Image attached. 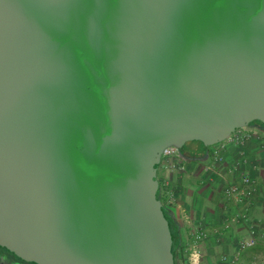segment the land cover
Segmentation results:
<instances>
[{
  "label": "water",
  "instance_id": "water-1",
  "mask_svg": "<svg viewBox=\"0 0 264 264\" xmlns=\"http://www.w3.org/2000/svg\"><path fill=\"white\" fill-rule=\"evenodd\" d=\"M264 125V0H0V249L175 264L163 150Z\"/></svg>",
  "mask_w": 264,
  "mask_h": 264
},
{
  "label": "crops",
  "instance_id": "crops-1",
  "mask_svg": "<svg viewBox=\"0 0 264 264\" xmlns=\"http://www.w3.org/2000/svg\"><path fill=\"white\" fill-rule=\"evenodd\" d=\"M240 131L250 133L252 137L241 145L228 142L222 163L215 161L213 147L202 145L196 147L198 151L203 150L195 156L181 150L185 158L182 162L184 171L158 172L160 180L170 182V194L175 203L171 205L165 193L162 203L180 224L183 245L190 244L192 239L191 228L183 220L184 214L191 216L195 229H202L207 234L202 264H227L223 261L224 256L238 257L236 264L264 262V129L249 125ZM240 171L250 175L258 187L256 196L243 204L225 194L229 184L239 182ZM184 180L192 183L198 192L200 198L196 204L190 203L192 192L184 187ZM244 212L249 215L247 223L232 221L234 214ZM250 227L256 231L258 243L255 248L242 251L238 249V243ZM179 257V264H186L183 255Z\"/></svg>",
  "mask_w": 264,
  "mask_h": 264
},
{
  "label": "built area",
  "instance_id": "built-area-1",
  "mask_svg": "<svg viewBox=\"0 0 264 264\" xmlns=\"http://www.w3.org/2000/svg\"><path fill=\"white\" fill-rule=\"evenodd\" d=\"M241 130V129H240ZM238 130L235 132L229 139L226 141L219 143L213 147L212 153L215 157V161L218 163L223 162V152L225 151L226 144L229 142H235L244 144V142L250 139L252 136L250 133L241 132ZM184 155L181 149L175 146L166 147L161 155L160 163L158 165V172L161 170L165 172L173 173V172H182L184 171V166L182 162L184 160ZM239 182H233L229 184L225 188V194L229 198L235 199L239 204H243L244 202L252 200L257 192L258 187L256 181L248 174L240 171L239 172ZM159 179V177H158ZM160 182V190L162 193H165L168 197V201L170 204L175 203V199L173 195L170 194V182L165 180L164 182L159 179ZM233 215V214H232ZM233 222L247 223L249 221L248 213H237L233 215ZM184 223L187 224L191 228V242L185 247L186 264H202L204 251L203 244L207 239V234L202 229H195L194 222L191 216L187 213L183 216ZM258 243L257 233L253 228L250 227L248 233L241 238L238 243V249L244 251L253 249L256 247ZM223 261L227 264H236L239 261L238 257L229 258L228 256L223 257ZM253 264H264V262L254 261Z\"/></svg>",
  "mask_w": 264,
  "mask_h": 264
},
{
  "label": "trees",
  "instance_id": "trees-1",
  "mask_svg": "<svg viewBox=\"0 0 264 264\" xmlns=\"http://www.w3.org/2000/svg\"><path fill=\"white\" fill-rule=\"evenodd\" d=\"M261 124V123H259ZM263 127L264 125L261 124ZM158 198L161 202H164V196L161 190L158 192ZM163 204V210L166 215V218L168 222L170 223L171 227V233L173 236V246H172V254L175 259V264H179V259L180 255H183V259L186 258V252H185V247L187 246L186 244L183 245V238H182V232H181V226L177 222V220L171 215L170 210ZM5 250V249H2ZM6 251V250H5ZM29 264V263H28Z\"/></svg>",
  "mask_w": 264,
  "mask_h": 264
},
{
  "label": "rangeland",
  "instance_id": "rangeland-1",
  "mask_svg": "<svg viewBox=\"0 0 264 264\" xmlns=\"http://www.w3.org/2000/svg\"><path fill=\"white\" fill-rule=\"evenodd\" d=\"M202 145L203 144L200 143V142H191V143L185 144L182 147V149L183 150H186L187 152H189L190 154H192L193 156H195V155H198V153H200L201 150H203V149H200V151H198L196 147L202 146ZM262 180H263L262 184H264V175H263ZM184 187H186L189 191L192 192L191 197L189 198L190 199L189 200L190 203L196 204L197 203V200H199L200 196L198 195V192L195 190L194 185L192 183H190L189 181L184 180ZM193 192H194V194H193ZM171 205H173V204H171Z\"/></svg>",
  "mask_w": 264,
  "mask_h": 264
},
{
  "label": "flooded vegetation",
  "instance_id": "flooded-vegetation-1",
  "mask_svg": "<svg viewBox=\"0 0 264 264\" xmlns=\"http://www.w3.org/2000/svg\"><path fill=\"white\" fill-rule=\"evenodd\" d=\"M250 125H257L263 127L258 122H253ZM264 129V127H263ZM183 151V149H181ZM0 264H28L16 258L14 255L10 254L9 252L0 249Z\"/></svg>",
  "mask_w": 264,
  "mask_h": 264
}]
</instances>
